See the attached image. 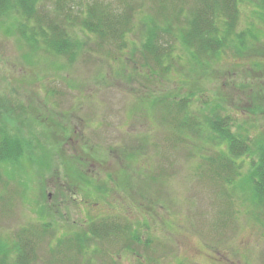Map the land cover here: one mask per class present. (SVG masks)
Instances as JSON below:
<instances>
[{
	"label": "rangeland",
	"instance_id": "1",
	"mask_svg": "<svg viewBox=\"0 0 264 264\" xmlns=\"http://www.w3.org/2000/svg\"><path fill=\"white\" fill-rule=\"evenodd\" d=\"M93 2L131 16L132 42L121 53L114 46L97 51V40L78 32L87 44L70 65L42 48L31 50L11 22L0 25V134L22 139L23 154L34 152V163L24 157L20 167L0 164V235L11 244L34 224L50 222L66 232L118 217L144 243L137 254L107 245L117 264H264V208L245 182L253 158L237 162L241 176L228 184L211 162L225 144L207 130L179 133L165 119L176 118L170 104L193 95L186 102L190 123L218 112L253 148L264 145V11L244 0L236 33L249 30L257 38L246 37L240 47L232 36L234 43L211 62L201 57L195 64L165 35L174 66L169 75L159 71L156 82L140 71L143 21L183 8L179 28L194 2L65 0L75 9ZM46 242L38 252L43 260Z\"/></svg>",
	"mask_w": 264,
	"mask_h": 264
},
{
	"label": "trees",
	"instance_id": "2",
	"mask_svg": "<svg viewBox=\"0 0 264 264\" xmlns=\"http://www.w3.org/2000/svg\"><path fill=\"white\" fill-rule=\"evenodd\" d=\"M190 1L194 2V6L186 11L187 16L184 17L183 25L179 28L174 27L176 23H180L181 16L185 13L183 8L179 12H175L174 9L173 13L156 15V17L146 15L148 21H143L146 29L141 36L142 48L138 53L143 60L140 71H146L148 74L150 72V78H154L156 82L159 79V71L163 73L161 76L169 75L174 66V47L168 41L164 43L165 35L174 37L188 55V59L193 60L195 64H198L201 57L208 62L217 58L224 47L234 43L231 40L232 36L236 37V43L240 47H244L245 38L255 35L249 30L240 35L236 33L240 20V4L244 0ZM253 1L257 3L256 7L259 6L264 11V0ZM52 2L54 7L50 9L48 3ZM80 8L75 9L74 5L66 4L65 0H0V25L11 22L15 25L22 41L31 50L37 51L42 48L48 53L65 58L70 65L75 63L87 44L85 39L79 38L78 32L86 36L88 41H92V38L97 40L95 44L97 51L99 48L114 46L121 53L128 48L132 39L127 34L131 33L133 28L130 15L115 16L112 8L97 2L89 4L87 8L83 6ZM133 52L136 54L135 50ZM108 55L115 61L120 59L112 54L108 53ZM147 68L149 71L146 70ZM192 97L193 95H187L179 98V102L170 104V107L176 111V118L172 120L168 115L165 119H171L175 125L174 129H181L179 133L190 131L200 134L207 130L211 136L214 134V138L219 140V145L225 144L227 152L220 151L218 157L211 162L215 175L228 184L235 183L241 176V166H238L237 162L244 157L253 158L245 182L251 186L253 200L258 202L262 210L264 208V145L253 148L252 143H248L250 142L248 136L234 132L231 118L224 117L218 112H214L213 116L208 117L204 123H190L192 121L189 119V112H186L190 107L186 102L191 103ZM181 116L185 119L177 125V119ZM1 133L0 164L7 163L8 167H20L24 157L34 163L33 150L23 154L25 149L22 139L15 135L10 136L6 130ZM63 165L68 170L70 179L69 169L65 164ZM98 189L104 190V188ZM45 210L50 213L52 208L45 207ZM45 210H41V213ZM118 219V217L102 218L89 222L86 229L84 226H72L74 228L66 232L50 222L34 224L21 229L11 244L0 235V264H40V262L98 264L97 260L100 257H102L101 264H106L107 258L109 264H117L110 257L113 253L106 250L107 245L112 246V250L116 251L114 253L128 250L134 254L137 252L136 247L144 243L143 236L132 228L127 219L125 225L118 223ZM45 242L48 250L43 260L38 252Z\"/></svg>",
	"mask_w": 264,
	"mask_h": 264
}]
</instances>
